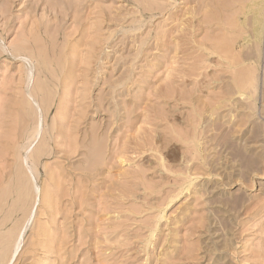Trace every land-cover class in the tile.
I'll return each mask as SVG.
<instances>
[{"label":"rangeland","instance_id":"1","mask_svg":"<svg viewBox=\"0 0 264 264\" xmlns=\"http://www.w3.org/2000/svg\"><path fill=\"white\" fill-rule=\"evenodd\" d=\"M251 1L0 0V264H264Z\"/></svg>","mask_w":264,"mask_h":264},{"label":"bare ground","instance_id":"2","mask_svg":"<svg viewBox=\"0 0 264 264\" xmlns=\"http://www.w3.org/2000/svg\"><path fill=\"white\" fill-rule=\"evenodd\" d=\"M244 7H245V10H243V13L248 18V21L249 22L246 24V20L244 19L242 23H243V25H245V28L246 27L247 28L249 27V32H250V34H251V36L253 38L252 40H254L253 43L255 42V47H257V46L260 45V43L262 42V39H263V28H264V0H252L250 3L245 4ZM246 25H248V26H246ZM240 26H241V24H240ZM244 34H245V32H244ZM243 39H244V41L246 40V42H248V40H250L247 37H243ZM260 47H261V45H260ZM250 49H252V47ZM257 50L256 51L254 50V51L257 52ZM249 51H251V54H252L253 51L252 50H249ZM245 55H247V53ZM245 58H247V57L245 56ZM251 67H252V65H251ZM255 71L256 70H253V68H250L248 71H245V73L243 72L242 77H241V80H240L241 81V85L238 86V87H236L237 88V92L240 94V96L246 95V97H248V96L250 97V96H252V94L255 93V91H256V85H257L256 84L257 83L256 82L257 81L256 80L257 77L255 76V73H254ZM238 85H239V83H238ZM253 135H255V134H253ZM256 136H258V134H256Z\"/></svg>","mask_w":264,"mask_h":264}]
</instances>
